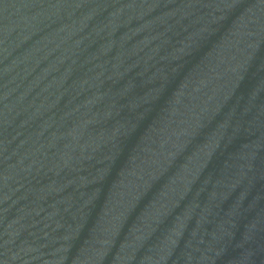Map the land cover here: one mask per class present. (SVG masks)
I'll list each match as a JSON object with an SVG mask.
<instances>
[{"label": "water", "instance_id": "95a60500", "mask_svg": "<svg viewBox=\"0 0 264 264\" xmlns=\"http://www.w3.org/2000/svg\"><path fill=\"white\" fill-rule=\"evenodd\" d=\"M0 264H264V0H0Z\"/></svg>", "mask_w": 264, "mask_h": 264}]
</instances>
